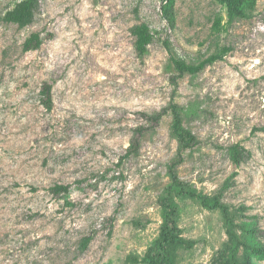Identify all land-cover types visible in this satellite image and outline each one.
<instances>
[{
  "label": "rangeland",
  "instance_id": "rangeland-1",
  "mask_svg": "<svg viewBox=\"0 0 264 264\" xmlns=\"http://www.w3.org/2000/svg\"><path fill=\"white\" fill-rule=\"evenodd\" d=\"M19 1L0 0V264H145L166 194L173 264H264L238 242L264 247V0L220 32L217 0H176L170 16L162 0H38L23 28L2 19ZM140 23L153 33L142 55ZM32 33L42 43L23 51ZM223 46L194 74L170 59L198 64ZM235 145L249 151L239 163Z\"/></svg>",
  "mask_w": 264,
  "mask_h": 264
},
{
  "label": "trees",
  "instance_id": "trees-1",
  "mask_svg": "<svg viewBox=\"0 0 264 264\" xmlns=\"http://www.w3.org/2000/svg\"><path fill=\"white\" fill-rule=\"evenodd\" d=\"M219 3L225 5L227 11V20L225 23L223 22L222 16L220 14L215 15L213 21V30L216 32H220L224 29L225 26L231 24L234 20L238 18L247 17L250 12L254 9L256 0H217ZM176 0H162V10L163 14L170 16L173 11V6ZM39 5L38 0H20L17 2L11 9H9L3 16V21L6 23L16 24L18 27L23 28L30 25L36 16ZM131 34L135 37V49L138 54L142 55L147 51L148 45L153 41V33L150 27L146 23L135 24L131 28ZM42 43V38L39 33H32L29 37L25 39L22 44L23 51H31L40 47ZM165 44L167 46V50L172 53L168 41L165 40ZM230 51V47L223 46L219 48L217 51L202 59L198 64L187 63L185 60L176 57L171 54V62L173 67L175 68L177 74L183 75L185 73L194 74L200 71L205 65L211 64L214 61L223 59L224 56ZM41 102L47 109L51 107L52 103V95H51V85L48 83H43L40 89ZM160 116V115H159ZM175 129L179 132V136L183 133V128L181 124L177 122V114L175 113ZM149 118V117H147ZM152 118V117H151ZM147 119L148 121L157 120L155 119ZM144 128V127H143ZM142 127L135 129L134 134L130 138L129 146L127 147L126 153L124 156H129L132 153L136 152L139 148V132H142ZM138 132L137 135L135 133ZM189 136V137H188ZM186 138H191V135L186 133ZM190 139V140H191ZM189 140V141H190ZM233 154L235 156L236 163H239L241 156H248L249 151L244 147L238 148V145L232 147ZM173 183L177 185H181L182 183L178 181L175 175L172 176ZM68 184L58 183L51 187V191L53 193H61L67 192L69 189ZM203 204L205 206L219 207L223 208V212L228 218L229 224L232 223V217L234 216L230 213V210L224 207L220 201H215L213 204L208 203L205 197H202ZM161 205V218L162 222L159 228L158 237L154 240L153 245L146 251L142 262L145 264H173L172 259L170 257V250L176 244L180 243V237L178 232V226L175 221L174 215L176 213V208L173 201L170 199V195L166 194L160 198ZM250 232L253 234H258V227H254L250 229ZM228 236L230 238H236L234 233L228 231ZM238 240V239H237ZM90 241V237H83L81 240V248L84 249L88 242ZM239 244L242 245L244 252L248 254H256L262 259H264V247L248 244L247 242H243L238 240ZM173 251V250H171Z\"/></svg>",
  "mask_w": 264,
  "mask_h": 264
}]
</instances>
